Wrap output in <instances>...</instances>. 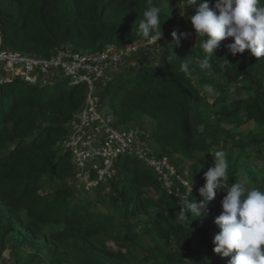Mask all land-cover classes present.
<instances>
[{"label": "trees", "instance_id": "1", "mask_svg": "<svg viewBox=\"0 0 264 264\" xmlns=\"http://www.w3.org/2000/svg\"><path fill=\"white\" fill-rule=\"evenodd\" d=\"M171 4L0 0V49L43 59L69 48L86 55L146 44L139 22L148 7L160 6L162 39L139 48L135 61L99 82L98 95L120 127L153 123L156 156L178 168L189 164L188 186L168 190L142 161L123 157L113 178L87 193L78 188L77 169L62 148L85 105L87 84L73 83L63 71L38 85L12 80L0 88V264H229L230 257L213 251L214 220L226 190L200 218L188 212L184 218L180 209L203 199L204 172L219 150L227 154L225 186L248 178L264 189V164L252 168L256 156L264 161V57L257 60L247 50L233 56L228 38L210 58L211 71L201 70L204 53L194 48V29L188 31L195 8L179 19ZM173 30L189 34L176 48L168 45ZM185 60L191 77L180 71ZM204 84L219 95L205 92ZM248 122L258 128L246 136L227 128Z\"/></svg>", "mask_w": 264, "mask_h": 264}, {"label": "clouds", "instance_id": "2", "mask_svg": "<svg viewBox=\"0 0 264 264\" xmlns=\"http://www.w3.org/2000/svg\"><path fill=\"white\" fill-rule=\"evenodd\" d=\"M196 3L197 0H187L188 5ZM161 12L160 6L151 5L139 22L138 35L150 44H157L162 39ZM189 20L197 36L196 45L204 53L198 60L201 70L211 71L210 58L220 48L221 42L228 38L233 40L227 45L233 56L247 50L257 60L264 57V0H215L211 6L210 0H203ZM188 35L173 30L172 41L168 45L179 47ZM190 65L188 60L180 65V71L188 77L193 71ZM203 88L210 95H219L211 84H204ZM212 156L214 165L204 172L205 183L199 189L203 199L187 201L180 214L185 218V212H188L200 218L217 192L226 189L221 201V214L214 220L219 228L213 240L214 253L230 257L229 264H264V189L248 186L246 182H234L226 187L227 154L219 150Z\"/></svg>", "mask_w": 264, "mask_h": 264}, {"label": "built area", "instance_id": "3", "mask_svg": "<svg viewBox=\"0 0 264 264\" xmlns=\"http://www.w3.org/2000/svg\"><path fill=\"white\" fill-rule=\"evenodd\" d=\"M115 51L111 60L118 63L121 56ZM131 51L120 52L129 55ZM67 58L73 59L68 62L72 65L64 63ZM88 61L98 66L91 73L77 74ZM59 69L67 70L73 76V80L70 78L73 83L84 82L88 87L85 105L74 116L69 135L62 143L63 150L71 154L79 185L87 193H92L113 178L117 161L129 157L142 161L168 186V180L176 171L166 158L154 154L151 134L135 125L120 127L116 116L104 107L98 95L99 80H108L105 77L109 69L106 51L79 55L66 49L57 52L52 59H43L0 49V88L18 77L38 85L41 81L46 82L52 71Z\"/></svg>", "mask_w": 264, "mask_h": 264}, {"label": "rangeland", "instance_id": "4", "mask_svg": "<svg viewBox=\"0 0 264 264\" xmlns=\"http://www.w3.org/2000/svg\"><path fill=\"white\" fill-rule=\"evenodd\" d=\"M167 1H170V0H167ZM172 2H174V4H171V5H174V7H176V10L178 11V14H179V19L185 15L188 14V12L191 10V7L192 8H197L198 7V4H199V0H197V3L195 5H188L187 4V1H183V0H171ZM215 2V0H211V3L213 4ZM189 33H193V28L190 27L188 29ZM192 40L193 39H190V43H192ZM197 43V40L196 41H193V45H194V48L198 47V45H196ZM152 44H155V43H152ZM150 43H146V44H140L138 45L137 47L135 48H132V51L130 52V54L127 56L125 55L124 53H121L120 51H115L117 52L120 56H121V60L118 62V63H113L111 58L113 57V50H107L106 53H107V59H108V63H109V69L105 75V77H107L108 79L110 77H112L114 75V72L119 69L120 67V64H123V63H131V61H135L133 59V55L135 53H137L139 51V48H142L144 46H148V45H152ZM199 48V47H198ZM138 49V50H137ZM68 50H71L70 48ZM137 50V51H135ZM62 51H65V50H62ZM72 51V50H71ZM61 52V51H60ZM59 55V54H58ZM73 59L71 58H67L64 60V63H66L67 65H72V64H68V62L72 61ZM83 64V63H81ZM98 66V64H93V62L91 61H88L86 62V64L83 65V67L77 72V74H79L80 76L82 75H85V73H91L96 67ZM72 67V66H71ZM73 68V67H72ZM74 69V68H73ZM54 71H63V74L65 75V77H69L73 80V76L70 75L67 70L65 69H59V70H54ZM106 78L102 79V80H99V81H103L105 80ZM98 81V82H99ZM235 95H237L235 93ZM243 97V95L241 96ZM137 128L138 129H141V130H144L145 132L147 131L148 133L152 134V129L154 128V125L153 123H150L148 122V120H146V122L143 123V125H138L137 124ZM227 128L230 130L231 129V132L232 133H238V134H241L243 136H246L249 132H251L252 130L253 131H257V124H255L254 122H248L245 126L241 127V128H234V126H227ZM259 131V130H258ZM152 143V141H151ZM151 147L153 149V152H155V148H154V145L153 143L151 144ZM167 159V161L174 167L176 173L174 176H172L169 180H168V189L170 190H173L174 188L177 187V184L178 183H185V185H188V181L187 179L185 178V175L187 173V168L189 166V164H186L184 166V168H178L177 166H175L167 157H164ZM257 159V156L255 157V159L252 161V168H254L255 166L259 165L260 167H262V165L264 164V161L262 159L260 160H256ZM257 161V162H256ZM189 163V162H188ZM182 182H181V181ZM77 181V180H76ZM241 182H246L248 186H252L253 184V180L252 179H248V178H244ZM79 185V184H78ZM80 185L78 186V188L80 189ZM227 187V186H226ZM226 190V189H225ZM77 191H79L77 189ZM190 187H189V190H188V193H190ZM178 194H180V192H178ZM93 197L94 195L91 194ZM108 246L110 247H116L115 243H111L109 242ZM33 252V251H32ZM9 252L7 253V259H9Z\"/></svg>", "mask_w": 264, "mask_h": 264}]
</instances>
